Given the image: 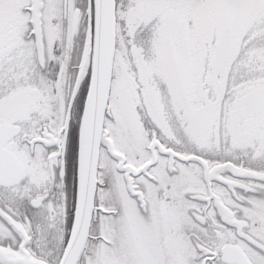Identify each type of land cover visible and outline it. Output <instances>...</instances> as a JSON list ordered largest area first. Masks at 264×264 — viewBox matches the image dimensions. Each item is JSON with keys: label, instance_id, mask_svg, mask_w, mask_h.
<instances>
[{"label": "snow or ice", "instance_id": "6c2138e0", "mask_svg": "<svg viewBox=\"0 0 264 264\" xmlns=\"http://www.w3.org/2000/svg\"><path fill=\"white\" fill-rule=\"evenodd\" d=\"M0 264H264V0H0Z\"/></svg>", "mask_w": 264, "mask_h": 264}]
</instances>
